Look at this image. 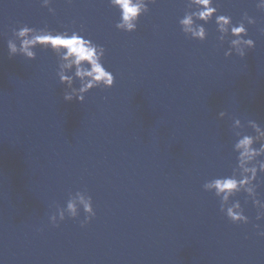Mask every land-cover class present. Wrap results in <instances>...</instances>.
<instances>
[{"label":"water","instance_id":"obj_1","mask_svg":"<svg viewBox=\"0 0 264 264\" xmlns=\"http://www.w3.org/2000/svg\"><path fill=\"white\" fill-rule=\"evenodd\" d=\"M255 3L214 0L233 24L244 12L256 20L246 24L255 46L240 58L223 55L215 17L204 41L181 32L185 0H156L130 33L115 28L108 0H52L55 15L39 0H0V264H264L253 228L264 219L251 201L235 197L250 222L233 224L202 189L235 165L230 117L264 126V12ZM19 25L83 30L105 48L113 86L65 102L50 50L8 56ZM85 189L95 217L81 228V211L53 227L52 205Z\"/></svg>","mask_w":264,"mask_h":264},{"label":"clouds","instance_id":"obj_2","mask_svg":"<svg viewBox=\"0 0 264 264\" xmlns=\"http://www.w3.org/2000/svg\"><path fill=\"white\" fill-rule=\"evenodd\" d=\"M41 7L47 8L50 15H55L52 0H39ZM71 4L72 0H66ZM156 0H108L110 7L119 13L115 28L122 32L137 30L141 16L149 12L148 5L155 4ZM256 8L264 12V0H256ZM185 12L178 19L181 32L188 38L204 41L207 32L204 27L214 19L217 40L221 46L227 43L223 55L233 54L243 58L246 50L252 49L255 42L248 37L247 25L256 24V20L247 12L235 24L231 16L217 14L218 5L214 0H185ZM264 35V26L257 29ZM41 47L50 50L57 58L56 77L64 85L63 100L71 102L75 99L79 103L85 100V94L94 88L108 89L113 86L114 76L103 63L105 48L85 38L83 30L76 31L65 26L63 31L50 30L47 25L42 28H33L27 25L14 26L11 29V38L7 39L6 47L9 57L22 56L26 60L36 58L35 48ZM78 81V86H74ZM225 111H219L218 119H224ZM230 131L234 137L232 152L235 154V165L229 175L217 176L206 180L202 189L211 192L219 201V210L233 224H248L249 217L244 214L241 203L235 197L243 193L245 204L251 201L256 209L255 220L264 219V199H261L257 189L264 176V126L257 121L248 119L242 123L239 118H231ZM251 131L248 132L247 130ZM54 212L48 216L53 227H58L67 216L75 219L82 211L83 220L80 227H85L94 217L92 197L87 190H77L68 193L64 207L53 204ZM258 237L264 238V226L253 224Z\"/></svg>","mask_w":264,"mask_h":264}]
</instances>
